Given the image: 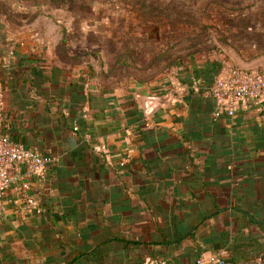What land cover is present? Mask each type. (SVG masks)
Here are the masks:
<instances>
[{"label":"crops","instance_id":"obj_1","mask_svg":"<svg viewBox=\"0 0 264 264\" xmlns=\"http://www.w3.org/2000/svg\"><path fill=\"white\" fill-rule=\"evenodd\" d=\"M53 65L51 80L26 98L20 83L12 88L0 75V134L57 158L44 175L27 178L34 205L28 207L19 182L0 201V264H52L47 258L58 241L96 244L110 230L150 239L153 217L175 242L159 246L154 257L115 244L109 249L117 264H127V254L142 264H210L215 256L228 264L232 255L237 264H264V110L215 116L217 103L206 86L217 69L196 58L169 83L123 89ZM151 187L156 189L146 190ZM118 192L121 197L112 200ZM103 201V212L90 214L105 223L90 230L83 210ZM45 203L58 220L41 209ZM182 203L187 215L178 208ZM247 204L252 221L239 211ZM103 225L111 229L103 231ZM101 255L98 250L74 264H103Z\"/></svg>","mask_w":264,"mask_h":264},{"label":"rangeland","instance_id":"obj_2","mask_svg":"<svg viewBox=\"0 0 264 264\" xmlns=\"http://www.w3.org/2000/svg\"><path fill=\"white\" fill-rule=\"evenodd\" d=\"M0 37L117 89L169 83L195 58L262 74L264 0H0Z\"/></svg>","mask_w":264,"mask_h":264},{"label":"trees","instance_id":"obj_3","mask_svg":"<svg viewBox=\"0 0 264 264\" xmlns=\"http://www.w3.org/2000/svg\"><path fill=\"white\" fill-rule=\"evenodd\" d=\"M2 40H4V37H0V41ZM4 44L5 43H3V45ZM3 45H0V75L4 77L2 81L4 83H9L10 85L12 84V86L14 85V87L12 88L16 87L15 84L20 83L22 85L21 86L22 89L19 91V93H21L20 95L24 96L25 98L29 97V94H30L29 92H35V94L38 95L39 88L43 85L42 83L48 82L49 80H51L52 75H53L52 74L51 76H49L48 68L44 67V64L46 63L43 60L44 58L38 57L34 54H23L22 55L21 53L16 52V51H13L11 53V51L8 48L6 49L2 48L1 46ZM52 73H55V72H52ZM27 88H28V91L26 90ZM23 104L25 103L23 102ZM75 130L78 135L79 127H77V129ZM30 149L36 150L39 153L45 155V153L41 151L39 148L30 147ZM155 189L156 188L153 189V187H151V189L146 188V190L148 191H153ZM119 197H121V193L119 192L112 194V200H114L115 198H119ZM125 205L126 204H123L121 206V209L126 208L127 206L125 207ZM244 205H246V203ZM248 205L249 204H247L246 208H243L242 206H240V210H239L241 213L246 214L247 220L249 218V210L247 209ZM44 206L45 207H42L41 209L44 210L46 214L53 213L56 217V220H58L57 214L54 212L55 209L52 208L50 204L48 203L47 204L45 203ZM103 206H105V201H103V203H98V204L95 202L93 206H91L90 208H87L86 210H83L84 218L82 219V221H84L85 219L88 229L95 230L97 229L98 226L105 223L106 219L104 217L94 218V217H91V214H90L91 212L95 214L96 212L97 214L102 213L103 212L102 210H104L102 208ZM214 206L219 208L217 203L212 205V207ZM238 207L239 206H236V208ZM178 208L181 210L184 209L183 211L184 215L185 213L187 215V212H185V208H187V203L180 204ZM236 208L234 206V209ZM134 211H141V208L134 206ZM211 213L212 212H209V214L200 216V221H203L207 216H210ZM55 217H54V220H55ZM119 219H120V216L113 218L112 221L117 223ZM249 220L252 221V219L250 218ZM153 221L155 223V229H154L155 233L154 232L152 233V238L150 239H145L143 236L137 235V234H136L137 235L136 237H132L130 235L129 236L120 235L110 230L108 235H106V239L104 241H101L100 237H98L97 240H100V241L96 244L93 243L92 241L93 239H91L90 242L84 246L76 245L77 241L74 238H70L67 241V243L62 242L60 240L56 244H54L55 249L54 251H52V255H50L49 258H47L48 259L47 263L65 264L63 259L64 258L66 259L67 256L74 254L75 256L70 262L71 264H74L79 259L87 258L91 254L97 253V251L99 250L102 254L101 261H104L103 264H117L120 261V259H118L116 255L114 256L111 255L110 249H109L111 247H114L115 244L121 249L126 248L127 249L126 251H130V252L135 251L138 254L143 255V256L152 255L154 257L156 256V250L159 249V246L165 245L168 247L170 244L174 243L175 241H170L164 235L163 232L165 229V225L162 226L161 219L159 220L153 217ZM55 223H57V221ZM105 229H111V228H107L106 226L103 225V231ZM186 235H189V234L186 233L184 236ZM87 240H84V241H87ZM128 248L130 249L128 250ZM126 256L128 257L126 258L127 264H142V259L140 257H138L139 260H136L137 258L136 259L134 257L130 258L131 254H127ZM232 256L233 258L229 261L228 264H237L236 263L237 260L234 258V255ZM107 257H110V258L107 259Z\"/></svg>","mask_w":264,"mask_h":264},{"label":"built area","instance_id":"obj_4","mask_svg":"<svg viewBox=\"0 0 264 264\" xmlns=\"http://www.w3.org/2000/svg\"><path fill=\"white\" fill-rule=\"evenodd\" d=\"M206 91L217 103L216 116L226 113L235 117L240 109L264 110V73L253 74L231 69L217 76L206 86ZM56 161L55 156L43 155L13 141L8 134H0V201L4 199L7 190L19 182L21 193L27 198L28 207L34 205V198L27 193V178L44 175L47 168ZM156 262L167 264L164 260ZM198 263H203V260ZM210 264H226V261L222 256H215ZM249 264L256 263L251 261Z\"/></svg>","mask_w":264,"mask_h":264}]
</instances>
